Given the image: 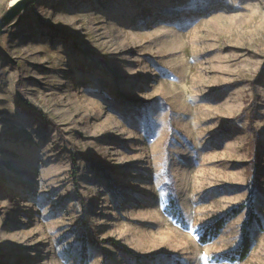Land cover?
<instances>
[{
  "label": "rangeland",
  "instance_id": "obj_1",
  "mask_svg": "<svg viewBox=\"0 0 264 264\" xmlns=\"http://www.w3.org/2000/svg\"><path fill=\"white\" fill-rule=\"evenodd\" d=\"M251 198L230 261L247 209L203 239ZM104 261L264 264V0H40L0 34V264Z\"/></svg>",
  "mask_w": 264,
  "mask_h": 264
},
{
  "label": "trees",
  "instance_id": "obj_2",
  "mask_svg": "<svg viewBox=\"0 0 264 264\" xmlns=\"http://www.w3.org/2000/svg\"><path fill=\"white\" fill-rule=\"evenodd\" d=\"M252 128L255 129L254 125H252ZM90 161V160H89ZM72 169H71V178H72V183L74 184V189L76 190L77 193L76 197L83 200V195L81 194L79 190V177H78V165H77V158L76 156L72 157ZM92 162V161H90ZM247 209V215H246V220L244 222V225L242 227V243L239 247L238 250H236L233 253L225 254L224 256L230 260V261H244L247 259L253 245V239L251 237V230L254 226V223L256 220H258V214L256 213L255 206H254V201L253 199H248V202L245 204L243 203L240 206H237L233 208L231 211H229L226 215L221 217L217 222L212 224L208 228V232L206 236L203 239V242H210V240L216 236L219 235L221 230L227 225V223L232 220L233 218L237 217L242 211ZM80 225L83 227V231L89 230L90 227V220L86 215L81 220ZM209 236V237H208ZM95 236L91 237V240L93 243L98 244L97 240H95ZM111 245L115 246L117 248V245L115 242L110 241ZM119 250H122L126 252L125 250L121 249L118 247ZM127 253V252H126ZM105 258H107L105 256ZM141 258V257H136ZM153 258V257H149ZM147 258V259H149ZM103 264H106V261L103 262Z\"/></svg>",
  "mask_w": 264,
  "mask_h": 264
},
{
  "label": "water",
  "instance_id": "obj_3",
  "mask_svg": "<svg viewBox=\"0 0 264 264\" xmlns=\"http://www.w3.org/2000/svg\"><path fill=\"white\" fill-rule=\"evenodd\" d=\"M40 0H16L10 5L6 13L0 18V34L16 24L21 16Z\"/></svg>",
  "mask_w": 264,
  "mask_h": 264
},
{
  "label": "bare ground",
  "instance_id": "obj_4",
  "mask_svg": "<svg viewBox=\"0 0 264 264\" xmlns=\"http://www.w3.org/2000/svg\"><path fill=\"white\" fill-rule=\"evenodd\" d=\"M14 2H16V0H14L11 4H13Z\"/></svg>",
  "mask_w": 264,
  "mask_h": 264
}]
</instances>
